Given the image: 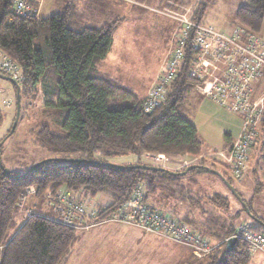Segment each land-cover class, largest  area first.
I'll use <instances>...</instances> for the list:
<instances>
[{"label": "trees", "instance_id": "trees-1", "mask_svg": "<svg viewBox=\"0 0 264 264\" xmlns=\"http://www.w3.org/2000/svg\"><path fill=\"white\" fill-rule=\"evenodd\" d=\"M39 2L32 3L38 8L37 16H18L15 0H0V54L19 69L20 93L40 91L44 107L51 112L49 118L65 133L56 135L49 126L41 125L33 130L37 144L62 154V159L76 154L78 160L88 163L52 161L26 175V171L17 175L0 169V264H67L78 241L75 230L48 214L26 217L25 211L32 210L33 203L39 208L37 202L55 198L63 190L91 200L107 195L110 204L91 218L100 223L116 216L137 186L143 187L145 202L163 187L167 176L163 171L103 165L108 164L107 159L122 155L198 157L202 151L197 130L189 121L188 96L199 85L188 75L195 56L189 43L177 75L167 87L165 101L145 113L146 96L139 98L132 89L101 73L116 28L123 22L110 14L109 5L100 6L99 0H68L63 11L42 18ZM206 11L207 5L199 4L192 20L211 26L203 21ZM234 19V28L258 35L264 22V0H244ZM258 139H263L259 149L263 152L264 134ZM204 168L198 166L193 171L209 173ZM29 188L34 189L33 195L25 194ZM22 199L28 201L24 210L19 208ZM227 205L225 201V208ZM253 228L264 231L257 224ZM234 230L230 227L224 236L228 238ZM214 237L220 240L217 234ZM250 256L245 245L236 241L220 245L192 264H247Z\"/></svg>", "mask_w": 264, "mask_h": 264}, {"label": "rangeland", "instance_id": "rangeland-1", "mask_svg": "<svg viewBox=\"0 0 264 264\" xmlns=\"http://www.w3.org/2000/svg\"><path fill=\"white\" fill-rule=\"evenodd\" d=\"M243 1L145 0L139 2L141 6L131 4L130 7L133 8L128 12L121 13L115 9L120 19H124L125 22L116 28L113 45L102 64L101 73L110 75L124 87L132 89L139 98H143V94L147 96L149 90L156 86L173 50L175 41L173 30L176 22L183 20L194 22L192 17L197 6L205 3L207 11L204 23L227 35L229 33L223 30L229 26L227 23L225 27V23L234 21L235 11ZM46 2L53 5L55 1L46 0ZM105 2L106 0H99V5L105 6ZM110 5L111 13L117 6H112V3ZM158 11L162 12V15ZM40 12L41 16L47 14L45 10ZM174 15L185 19H175L174 23L170 19ZM231 26L236 24L232 22ZM232 27H229V30L236 29ZM3 58L5 57L1 55L0 60ZM154 78H156L155 82L151 86ZM262 80L264 75L254 82L257 89ZM0 86H2L0 87V119H4L0 123V160L5 170L20 175L42 161L62 159V154L40 147L33 134V130L41 125L49 126L56 135L65 134L58 124L53 123L49 118L48 114L51 112L44 107L41 92L34 89L26 95L20 93L19 87V119L14 132L9 136L16 114V88L1 79ZM6 89L11 92V98L1 97V93L4 95ZM188 103L189 121L196 128L202 143L200 156L169 158L122 155L107 159V163L118 167L140 165L167 172L163 187H158L156 195L150 198L152 205L148 206L184 221V224L204 239L217 244L227 237L224 234L230 227L235 229L243 223L253 226L254 216L261 219L260 222L264 224V161L262 160L264 150L259 151L262 150L263 139L257 138L255 144L258 145V151L251 159L249 158L246 166L248 169L246 168L243 177L236 180L231 176L228 166V149L241 132L240 116L218 106L198 89L188 96ZM258 130L259 136L264 134V121L258 126ZM226 136L229 140L225 139ZM65 156L64 159L78 160L76 154ZM187 161L194 164H186ZM198 166L210 167V170L217 172L221 177L209 171L201 175L202 177H196L197 173L193 170L183 176L170 175L181 174L189 167ZM222 179L228 182L241 199V203ZM59 195L62 201L56 202V197H46L42 202H37L39 208H36L34 203L32 210L26 208L31 210L32 214L37 213L42 216L48 214L47 216L54 219L59 216V212L54 210L59 208H55L53 203L64 208L66 205L69 206L71 199L84 206L86 209L84 211L88 214L86 217L110 204L107 195H98L92 200L83 199L82 194H74L67 190L61 191L57 196ZM65 200L66 203H63ZM224 200L228 204L227 208L224 206ZM47 201H50V206H47ZM25 204L27 205L28 201L22 203L20 210H24ZM246 211L250 213L247 214ZM84 223L86 224L83 227L87 228L75 230L78 241L71 250L67 264H192L207 257H196L188 247L176 245L156 235L145 234L114 220L94 223L89 217ZM214 234L220 237L219 241L214 240ZM247 264H264V254H252Z\"/></svg>", "mask_w": 264, "mask_h": 264}, {"label": "built area", "instance_id": "built-area-1", "mask_svg": "<svg viewBox=\"0 0 264 264\" xmlns=\"http://www.w3.org/2000/svg\"><path fill=\"white\" fill-rule=\"evenodd\" d=\"M35 1L37 0H15L14 12L18 16H37L38 8L32 5ZM177 23L178 27L173 35V50L156 86L149 90L143 110L149 113L165 101L167 87L177 75L184 48L189 43L195 56L188 75L199 82L198 89L205 97L239 115L242 120L240 136L230 151L228 162L231 176L236 180L241 179L259 137L258 126L264 120V96L255 97L254 94V82L264 75V41L257 34L241 28L226 35L212 26L192 21ZM0 72L21 82L19 69L6 58L0 60ZM25 194L33 195L34 189H27ZM143 195V187L137 186L129 201L118 210L113 219L108 218L107 221L114 220L145 234L156 235L176 245L188 247L199 258L210 255L229 239L242 242L249 255L264 254L262 230H255L248 224H239L223 242L212 244L183 222L148 206ZM60 197L61 195L56 196L55 201H62ZM23 202L24 199L19 205L20 209ZM53 205L59 208L54 210L59 212V216L53 220L74 230L81 229L86 224L84 221L93 217V214L86 217L88 214L84 211V206L71 199L69 206L64 208L56 203ZM47 206H50V201H47ZM31 214V210L25 211L26 217Z\"/></svg>", "mask_w": 264, "mask_h": 264}, {"label": "crops", "instance_id": "crops-1", "mask_svg": "<svg viewBox=\"0 0 264 264\" xmlns=\"http://www.w3.org/2000/svg\"><path fill=\"white\" fill-rule=\"evenodd\" d=\"M55 2H54V4L52 5V4H48L47 2H46V0H40V2H39V10L40 11H44L45 10V13L47 12V14H45V15H43L42 14V18H46V17H49V16H51V15H54V14H57V13H60L61 11H63V9L65 8V6L68 4V0H54ZM110 1H117V2H110ZM143 1H145V0H108V1H106V3H107V5H110L111 3H112V6H117V7H114L113 9H112V13H110V14H112V15H116L117 17H118V19H120L121 17H119V15H117V13H116V11H115V9H117L119 12H121V13H124L125 11H129V9L131 8H133V7H130L131 6V4L132 5H140L141 6V4H139V2H143ZM78 2H76V4H77ZM242 3L243 2H241L240 3V5H238V7L239 6H241L242 5ZM80 6H82V4H80ZM111 6V5H110ZM83 7V6H82ZM126 7V8H125ZM237 7V8H238ZM109 9H111L110 7H109ZM101 10H104V9H101ZM237 10V9H236ZM158 13L159 14H161L162 15V12H159L158 11ZM40 14H41V12H40ZM165 16H170V15H168V14H165ZM170 19L172 20V21H174V23H175V19H185V17H181V16H176V15H174V16H171L170 17ZM125 21H124V19H123V22H121L120 23V25L122 24V23H124ZM232 22H234L235 23V19H234V21H227L226 23H225V27H227L226 26V24L229 26V27H232L231 26V23ZM229 27H227V28H225L223 31H225L226 33H230L231 31H232V29L231 30H229ZM232 28H234V26L232 27ZM176 30V23H175V28H174V30H173V32ZM227 30H229L228 32H227ZM258 36L261 38V40H263V38H264V22H263V25H262V28H261V31L258 33ZM264 41V40H263ZM0 57H1V54H0ZM155 79L156 78H154V81L151 83V86L153 85V83L155 82ZM0 87H2V86H0ZM4 88V87H3ZM264 80H262L261 81V84H260V86L258 87V89L255 87V85H254V94H255V97H260V96H262L263 94H264ZM6 91V92H5ZM3 93H5L4 95L1 93V97H4V98H6V97H8V98H11V92H8V89H6ZM144 96H145V94H143V98L142 99H144ZM239 136H240V134L238 135V137H237V139H236V141L239 139ZM235 141V142H236ZM257 147H258V145H254V147H253V150H252V153H251V155H250V159H251V157H252V155L253 154H255V153H257ZM259 149V148H258ZM228 153H229V155H230V152L228 151ZM158 157H166V156H158ZM169 158H174V157H169ZM230 160V159H229ZM186 164H194L193 162L192 163H190L189 161H187V163ZM247 169H248V167H247ZM254 171V170H253ZM201 175H203V174H197V176L196 177H202ZM147 203L148 204H151L152 205V203H151V201L149 200V201H147ZM135 229V228H134ZM139 231V230H138Z\"/></svg>", "mask_w": 264, "mask_h": 264}, {"label": "water", "instance_id": "water-1", "mask_svg": "<svg viewBox=\"0 0 264 264\" xmlns=\"http://www.w3.org/2000/svg\"><path fill=\"white\" fill-rule=\"evenodd\" d=\"M0 79L9 82L10 84H12L16 88V102H15V105H16V114H15V119H14L13 125H12L11 130H10V133H9V136H10L14 132V129H15V126L17 124V121L19 119V114H20L19 85L17 84V82L14 79H12L10 77H7V76H4L2 74H0ZM52 161H58V162H63V163H88V161H85V160H71V159H51V160H45V161H42V162L36 164L32 168H30L28 171L25 172V175L28 174V173H30V172H32L35 169H38L39 167L43 166L45 163L52 162ZM90 163H95V162H91L90 161ZM96 164H99V163L96 162ZM103 165H107V166H111V167H116V168H120V169H144L146 171H163V172H165L164 170H161V169H158V168L145 167V166H140V165L129 166V167H118V166L111 165V164H103ZM194 168H196V167H189L187 170H185L181 174H170V175H172V176H176V175L183 176V175L187 174L189 171L193 170ZM0 169L4 170V168H3L2 164H1V160H0ZM204 170L209 171V172H212L216 176L221 177L217 172H213V170H210L209 168H204ZM222 180H223L224 184L227 186V188L230 190V192L234 195V197L237 198V200L241 203V199H239L238 195L230 187V185L228 184V182L225 181L224 179H222ZM242 206L245 207L244 203H242ZM247 214H249V213L247 212ZM251 217L253 218V216H251ZM253 220H254V223L255 224L264 227V224H262L257 219L253 218ZM235 242L236 241L234 239H229L227 243H231L232 245H234Z\"/></svg>", "mask_w": 264, "mask_h": 264}]
</instances>
